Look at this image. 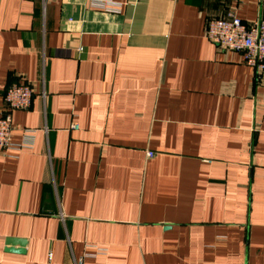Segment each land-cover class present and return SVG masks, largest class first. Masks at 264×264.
Listing matches in <instances>:
<instances>
[{"label": "crops", "instance_id": "1", "mask_svg": "<svg viewBox=\"0 0 264 264\" xmlns=\"http://www.w3.org/2000/svg\"><path fill=\"white\" fill-rule=\"evenodd\" d=\"M121 2L0 0V110L35 92L0 154V264H264V75L205 35L264 3Z\"/></svg>", "mask_w": 264, "mask_h": 264}, {"label": "built area", "instance_id": "2", "mask_svg": "<svg viewBox=\"0 0 264 264\" xmlns=\"http://www.w3.org/2000/svg\"><path fill=\"white\" fill-rule=\"evenodd\" d=\"M260 1L264 3V0ZM87 5L90 10L109 14H120L123 9L121 0H87ZM205 35L212 44L222 49L243 53L245 63L258 75H264V19L245 23L235 14H229L226 18L208 21ZM41 96L46 97L44 90ZM34 97L35 92L28 83H16L6 89L4 108L0 110V154L6 155L12 148V114L29 110ZM72 128L77 130L79 126L75 123ZM33 145V137L26 136L20 146L31 148ZM154 156L151 152L147 153L148 159ZM85 258L75 264H84Z\"/></svg>", "mask_w": 264, "mask_h": 264}, {"label": "water", "instance_id": "3", "mask_svg": "<svg viewBox=\"0 0 264 264\" xmlns=\"http://www.w3.org/2000/svg\"><path fill=\"white\" fill-rule=\"evenodd\" d=\"M7 245L10 247L18 245L20 247L19 250H15L14 248H10L8 250V252H15V253H21V254H23L25 252L24 247L26 246V242L24 240L9 239V240H7Z\"/></svg>", "mask_w": 264, "mask_h": 264}]
</instances>
